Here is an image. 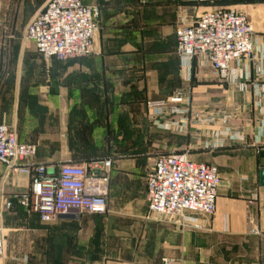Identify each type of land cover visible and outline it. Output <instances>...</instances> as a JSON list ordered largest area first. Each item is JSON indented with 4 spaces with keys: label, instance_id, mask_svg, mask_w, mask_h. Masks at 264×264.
<instances>
[{
    "label": "crops",
    "instance_id": "obj_1",
    "mask_svg": "<svg viewBox=\"0 0 264 264\" xmlns=\"http://www.w3.org/2000/svg\"><path fill=\"white\" fill-rule=\"evenodd\" d=\"M4 1L9 26L0 32L10 53L0 58V124L36 146L35 164L51 175L60 165L112 167L106 215L71 212L46 223L14 199L29 192L30 177L0 164V264H264V0H216L254 28L253 59L234 64L229 83L204 58L182 66L177 56L181 21L211 3L81 0L99 13L96 53L49 68L24 38L49 0ZM162 101L190 106L186 129L162 128L179 116L149 119L147 104ZM185 152L218 168L216 215H187L196 223L149 216L157 157Z\"/></svg>",
    "mask_w": 264,
    "mask_h": 264
},
{
    "label": "built area",
    "instance_id": "obj_2",
    "mask_svg": "<svg viewBox=\"0 0 264 264\" xmlns=\"http://www.w3.org/2000/svg\"><path fill=\"white\" fill-rule=\"evenodd\" d=\"M213 3L216 0H198ZM98 10L85 6L81 0H49L45 8L27 25L25 40L49 66L56 60L65 63L88 58L96 53L94 39L99 30ZM176 31L177 56L182 66L196 58H204L221 83L231 81L230 71L241 60L254 56V28L247 16L234 9L214 8L181 21ZM174 98L173 102H181ZM149 119L156 121L164 115L179 116L178 122H164L165 130L183 131L187 128L190 106L171 109L167 102L147 104ZM228 117L223 116L227 122ZM37 148L20 143L7 125L0 124V164L19 175L30 177V190L16 195L19 205L40 216L43 222L55 221L71 212L106 215L112 162L94 161L86 166L60 165L51 175L43 165L35 164ZM221 178L218 168L190 161L189 152L160 155L147 179L149 216L158 220L181 219L196 223L187 215L214 217ZM6 208L10 210L11 204ZM0 212V260L6 258L7 241Z\"/></svg>",
    "mask_w": 264,
    "mask_h": 264
},
{
    "label": "rangeland",
    "instance_id": "obj_3",
    "mask_svg": "<svg viewBox=\"0 0 264 264\" xmlns=\"http://www.w3.org/2000/svg\"><path fill=\"white\" fill-rule=\"evenodd\" d=\"M4 5H5V1L0 0V10L1 9L3 10V8H5ZM211 6H213L214 8L218 7V5H216V4H211ZM225 9H234V10L238 11V9L232 8V7H228ZM238 12H240V11H238ZM7 26H9L7 18L0 15V31L3 27H7ZM2 36H3V34L0 32V58H4V57L6 58L8 56V52L10 53V51L4 46L5 42H4ZM51 64L48 66L49 68H51ZM49 68H47V69H49ZM0 71L4 72L3 68L0 67Z\"/></svg>",
    "mask_w": 264,
    "mask_h": 264
},
{
    "label": "trees",
    "instance_id": "obj_4",
    "mask_svg": "<svg viewBox=\"0 0 264 264\" xmlns=\"http://www.w3.org/2000/svg\"><path fill=\"white\" fill-rule=\"evenodd\" d=\"M211 4H216V5H218V7H216V8H226L225 6H223L224 4H222V2L214 1V2L211 3ZM211 4H210V5H211Z\"/></svg>",
    "mask_w": 264,
    "mask_h": 264
}]
</instances>
